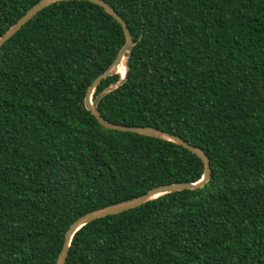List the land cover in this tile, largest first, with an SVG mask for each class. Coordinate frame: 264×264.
<instances>
[{
  "label": "trees",
  "instance_id": "16d2710c",
  "mask_svg": "<svg viewBox=\"0 0 264 264\" xmlns=\"http://www.w3.org/2000/svg\"><path fill=\"white\" fill-rule=\"evenodd\" d=\"M37 1L0 0V36ZM104 1L134 45L100 114L180 136L211 174L87 223L64 264H264V0ZM124 40L98 4L63 0L0 46V264H55L86 212L201 177L187 148L85 108Z\"/></svg>",
  "mask_w": 264,
  "mask_h": 264
},
{
  "label": "water",
  "instance_id": "95a60500",
  "mask_svg": "<svg viewBox=\"0 0 264 264\" xmlns=\"http://www.w3.org/2000/svg\"><path fill=\"white\" fill-rule=\"evenodd\" d=\"M56 1H63V0H38L31 7H29L25 11V13L21 15L0 36V46L4 42H6L10 37H12L27 21H29L33 16H35L40 10H42L44 7H46L50 3H53ZM87 1L94 2L98 4L99 6H101L109 15H111L121 25L125 40L122 46L119 48L116 57L113 59L110 65L100 75H98L93 80L91 85L88 87V90L86 92L85 99H84L85 108L91 112V114L97 119L98 123L102 125L104 128L114 129V130H119V131H128V132L138 133L141 135L157 137V138L164 139V140L176 143L178 145H181L187 148L188 150L193 152L195 155H197L201 159L203 163V172H202L201 177L197 181L172 182V183L160 184V185H157L149 189L147 192L139 196H136V197H133V198H130V199L118 202V203L106 205L104 207L94 209L92 211L86 212L85 214L81 215L76 220H74L66 229L65 234H64V239L62 242V246L57 255L55 264L65 263L73 235L75 234L76 231H78L81 227H83L87 223L95 219L110 215V214L120 213L128 209L137 207L139 205L146 203L147 201L156 199L162 195H165L171 192L180 191L184 189L193 190V189L203 187L210 179V174H211L209 158L205 154V152L201 148L188 143L187 141L182 139L180 136L174 135L168 131L159 129L157 127H152V126H136V125L129 126V125L111 123L100 114L97 108L99 100L109 91L115 89L118 85L122 84L126 79L128 63H129V56H130L131 49L134 43H133V39L130 34V31L127 27V23L113 9V7H111L104 0H87ZM123 58L125 59L124 60V65H125L124 75L120 76V79L117 82H114L108 85L106 88L100 91L94 97V99H92L93 92L96 86L100 83V81L107 76L118 73L117 68Z\"/></svg>",
  "mask_w": 264,
  "mask_h": 264
},
{
  "label": "bare ground",
  "instance_id": "6f19581e",
  "mask_svg": "<svg viewBox=\"0 0 264 264\" xmlns=\"http://www.w3.org/2000/svg\"><path fill=\"white\" fill-rule=\"evenodd\" d=\"M123 59H124V58H123ZM123 59H122L121 62L119 63L118 68L121 67V66H124V67H125V65L122 64V63H123ZM118 68H117V69H118Z\"/></svg>",
  "mask_w": 264,
  "mask_h": 264
}]
</instances>
